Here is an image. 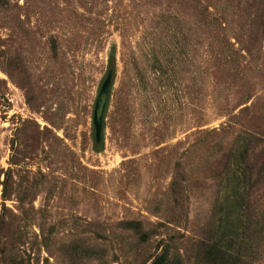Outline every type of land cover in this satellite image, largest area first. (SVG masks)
Instances as JSON below:
<instances>
[{"label": "rangeland", "instance_id": "374dc122", "mask_svg": "<svg viewBox=\"0 0 264 264\" xmlns=\"http://www.w3.org/2000/svg\"><path fill=\"white\" fill-rule=\"evenodd\" d=\"M263 12L0 0V264H264Z\"/></svg>", "mask_w": 264, "mask_h": 264}, {"label": "water", "instance_id": "95a60500", "mask_svg": "<svg viewBox=\"0 0 264 264\" xmlns=\"http://www.w3.org/2000/svg\"><path fill=\"white\" fill-rule=\"evenodd\" d=\"M113 78L114 71L109 69L95 99L92 124L94 128V139L96 144L101 142L103 136L105 113L111 97Z\"/></svg>", "mask_w": 264, "mask_h": 264}, {"label": "trees", "instance_id": "16d2710c", "mask_svg": "<svg viewBox=\"0 0 264 264\" xmlns=\"http://www.w3.org/2000/svg\"><path fill=\"white\" fill-rule=\"evenodd\" d=\"M262 22H263V32H264V12L262 15ZM109 69L113 70L114 69V62L113 60H110V64H109ZM103 141V137L101 139V144ZM96 146H100V144H95ZM136 227H138V224L136 225ZM222 242H217L216 244L213 245V248L210 252V254L212 256L217 255V263L218 264H222L225 261L226 258V254L225 252H223L222 250H220L221 244ZM224 248V247H223ZM150 264H170L169 261V254L166 252H162L160 253Z\"/></svg>", "mask_w": 264, "mask_h": 264}]
</instances>
